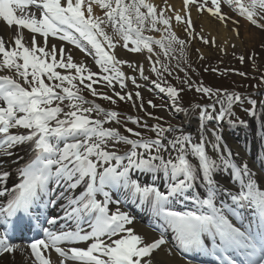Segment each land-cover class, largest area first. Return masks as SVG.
<instances>
[{
	"label": "snow or ice",
	"instance_id": "snow-or-ice-1",
	"mask_svg": "<svg viewBox=\"0 0 264 264\" xmlns=\"http://www.w3.org/2000/svg\"><path fill=\"white\" fill-rule=\"evenodd\" d=\"M224 2L264 31V0ZM192 8L225 26L229 20L239 25L222 11V0H182L179 10L168 0L163 5L154 0H0V31L11 32L7 38L0 35V156L12 155L21 145L31 150L17 167L12 187L8 181L13 173L0 170V257L19 253L25 264H170L179 251L190 257L187 264L201 258H208L201 264H264V186L248 164L231 161L230 150L225 156L222 137L214 129L208 132L204 123L230 117L243 98L193 85L190 78L182 81L186 88L169 84L164 74L172 72L153 48L169 56L179 46L183 56L186 43L197 37L216 46L215 37L205 38L203 29L196 32ZM173 23L182 27L187 40L177 35ZM146 32L160 33V38ZM232 32L240 37L238 27ZM49 37L74 45L92 58L98 71L84 59L74 60L62 46L49 47ZM118 46L129 53H149L146 59L157 77L150 83L173 100L177 112L189 111L179 106L185 91L214 100L202 108L196 105L202 129L198 140L171 124L149 126L132 117L121 124L117 111L85 97L88 92L113 105L131 102L152 117L140 91L145 84L138 82H149L144 65L120 58ZM238 59L244 63L245 57ZM260 80L264 83V76ZM147 105L162 107L151 99ZM251 105L248 111L255 115L256 101ZM128 121L149 128L155 138H145ZM113 122L129 135L105 127ZM121 145L128 147L121 151ZM221 168L231 170V187H221L216 179ZM137 172L163 173L165 184H142ZM177 199L189 200L191 210H177ZM58 202H66L61 203L64 215L46 217L50 227L42 228V236L16 241V233L39 218L38 210ZM128 202L150 210L156 222L149 227L156 235L137 231L135 218L122 210Z\"/></svg>",
	"mask_w": 264,
	"mask_h": 264
},
{
	"label": "rangeland",
	"instance_id": "rangeland-1",
	"mask_svg": "<svg viewBox=\"0 0 264 264\" xmlns=\"http://www.w3.org/2000/svg\"><path fill=\"white\" fill-rule=\"evenodd\" d=\"M193 9L195 12H197L195 8ZM222 11L230 15L234 20H238L239 25H236L232 23L231 20H229L227 22V26H225V24L210 16L207 12H204L203 14H200L198 12L196 13L197 19L203 20L204 24H207V28H210L212 30V34L208 31L209 33L207 34L206 32H202V35L205 38L215 37L217 41L216 46L206 45L201 42L199 37H197L190 43H186V45L184 46L183 56H181L180 54L179 46H175L176 51L171 52L169 56H165L163 51L158 46L153 45V48L154 51L159 54V59L161 60V62L164 65H167L172 72L171 76H168L167 73L164 74V76L167 77V82L169 84L176 86L177 88H186L187 86L182 84V81L190 78L193 85L202 83L204 86L213 87V89H225L230 93H236L243 98L240 103L235 104V108L237 104H239V108H242L237 109L238 116H241L240 114H243V111H247V107H250L246 98L244 99V97L249 96V93L246 92L254 91L256 88L262 86L260 78L264 76V31L256 28L255 26L251 25L246 19L237 15L226 5L224 0H222ZM100 15H102L101 12ZM194 26L196 32H200L201 29L204 30L202 23H194ZM237 27L239 28L240 37L238 39L231 37V39H224V41L222 42V40L219 38V34L223 31L228 35H232V29ZM173 30L181 39H188L186 34L183 32L182 27L177 26L175 23H173ZM145 35L160 38V33L157 32H155L154 35L148 34L146 32ZM232 39H235V42H232ZM232 44H235L236 47L233 48L231 46ZM122 51L123 48L120 49V52L124 55L123 59L132 61V59L134 58L142 57L140 53H129L125 50V52ZM241 55L245 57L244 63H241L238 59V57ZM200 56H203L204 59H200ZM119 57L122 58V55ZM153 59H155V57H153ZM156 66L160 67L161 65L158 64ZM181 68H184L186 70L187 75L185 74V71L180 70ZM212 69H216V71H213ZM92 70L98 71V69ZM124 70L130 73V70L127 69L126 66ZM238 72H245L247 73V76L241 77L237 74ZM145 75L149 77V82L140 79H138V82L141 84H145L147 88H152L153 86L150 81L156 80L157 77L156 74L151 71V64L147 67V69H145ZM101 90L106 91L103 88H101ZM129 90L135 91L130 83ZM140 91L144 98L145 108H147L148 112L152 113V117L146 116L145 112L140 111L138 107H134L131 102L117 101V103L113 105L108 101L91 97L88 92H84L83 94L87 99L95 100V102L105 110L117 111L120 114L121 124H123L128 117H132L141 118L142 122L146 123L149 126L155 125L158 122L164 127H167L169 124L175 127L179 126V124L181 123L178 120L179 118L176 117V113H172V111H170V109L166 107V103L163 98L148 94L147 91L145 92L143 90V88L140 89ZM149 99H151L158 106L162 107H149L147 105V101ZM210 102L211 101L207 98H204L202 94L197 93L194 90H190L185 91L182 94V99L179 104L182 108L188 109V113L194 116L196 114H199L200 111V108L196 107L197 104H199L202 108L203 106H207L205 104L202 105V103ZM139 103L140 101H136L137 105ZM123 105L125 106V109L123 110V112H120L122 111L120 107H123ZM242 106H245V110ZM217 108H219L218 105L216 106V109ZM153 117H162L163 119L157 121ZM231 118L232 117H228L227 122H230L233 119ZM114 124L116 127L120 128L122 134H128L127 132H124L123 128L120 127V125L116 123ZM127 126L133 127L136 130L143 132L145 138H148V136L155 137L149 128H141L138 125L131 123L130 121L127 122ZM229 139L230 138H228V140Z\"/></svg>",
	"mask_w": 264,
	"mask_h": 264
},
{
	"label": "bare ground",
	"instance_id": "bare-ground-1",
	"mask_svg": "<svg viewBox=\"0 0 264 264\" xmlns=\"http://www.w3.org/2000/svg\"><path fill=\"white\" fill-rule=\"evenodd\" d=\"M155 3L163 5V0H154ZM168 3L173 5L177 10H179L182 6L179 0H168ZM197 12H194L192 9V20L196 23H202V26L204 28L203 32L211 33L212 30L210 28H207V24L205 25L203 20L197 19ZM97 14H99L97 12ZM202 21V22H201ZM109 32V30L107 29ZM209 31V32H208ZM111 34V33H110ZM155 33H153L154 35ZM0 35H3L5 38L11 35V32L7 30V28H4L3 31H0ZM230 37V38H229ZM231 37H234V34L228 35L226 32H221L219 34V38L224 41V39H231ZM159 38V37H156ZM38 39V38H37ZM41 39V38H40ZM38 39V41L40 40ZM231 41V40H230ZM232 42H235V39H232ZM86 43V42H85ZM49 47L51 45H56L59 47H64L66 52L73 55L74 60H81L84 59L86 63L89 65L90 60H87V58L80 53L79 51L73 49L72 47H69L67 45H64L61 42H58V38H55V40H48ZM116 52L118 56L122 55V58H124V55L120 53L118 47L116 49ZM149 55L147 51H144L142 53V57L134 58L132 61H138L139 63L144 65V68L147 69V67L150 65V62L146 59V57ZM91 62H93L92 58L90 57ZM172 103V102H170ZM173 109H176V105L173 104ZM178 115H180V124L179 128L183 130L185 133H190L193 137V140H198V133L202 131L200 127V121L199 118H194L187 112H177ZM262 113L256 112L255 115L250 117L248 121L246 122V126L242 129V132H239L235 139L233 136V141H227L225 140L224 135L222 136L221 126L216 129V132L222 137L221 141L224 142V145L220 141L221 144V150L224 152L225 156L227 157L228 151H231V161L235 164H241L246 163L248 164L251 172L254 174V177L260 182L261 186H264V135L261 132V130H256V125L263 124L264 116H261ZM263 125H261L262 127ZM105 127H113L118 128L114 124H106ZM207 130V129H206ZM123 151V150H121ZM31 150L27 145H21L12 150V155L8 156H0V170L3 171H10L13 173V175L9 178L8 186H13V178L17 172V167L22 166V164L28 159L30 156ZM214 158L216 156L215 153L211 154ZM219 163V161H217ZM231 170L221 168L219 172L216 174V179L219 181L221 187H231ZM135 177H138L142 184H153L155 183L157 186H163L165 184V177L163 176V173H135ZM199 184V181L197 182ZM199 192L203 193L205 191L203 184H199ZM121 199L123 197L121 196ZM63 202H58L56 205H49L50 209L55 211L57 210V207L61 205ZM139 206L136 204H133L131 202H128L126 204H123L122 210L129 212L134 218L135 223L137 227V231L145 233L149 236L156 235L152 232V229L149 226H146L145 222H149L150 224H153L152 221V214L151 213H144V212H134L135 209H138ZM0 264H25L24 258L17 253L15 255V258L13 256H5L0 257ZM170 264H187V260L180 259L177 255H175L173 258H170ZM195 264V263H194Z\"/></svg>",
	"mask_w": 264,
	"mask_h": 264
}]
</instances>
